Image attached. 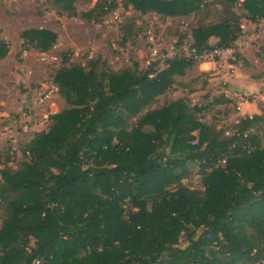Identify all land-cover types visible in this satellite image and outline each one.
<instances>
[{
	"label": "trees",
	"instance_id": "obj_1",
	"mask_svg": "<svg viewBox=\"0 0 264 264\" xmlns=\"http://www.w3.org/2000/svg\"><path fill=\"white\" fill-rule=\"evenodd\" d=\"M47 1L59 16L98 24L118 6L95 0L79 11L75 3L90 0ZM121 1L140 15L165 18L214 3ZM216 2V19L190 29L197 52L234 48L242 19H264V0ZM136 29L132 19L123 23L121 42ZM20 38V52H46L58 34L29 28ZM8 50L0 39V60ZM69 55L61 53L52 77L65 107L21 146L17 169L8 166V154L1 163L0 264H264V114H243L227 127L218 117L200 121L198 104L183 99L147 109L195 64L189 57L167 58L161 69L155 60L113 71L98 55L78 64ZM230 103L220 93L209 106ZM131 117L136 121L128 126ZM193 163L202 189L183 182Z\"/></svg>",
	"mask_w": 264,
	"mask_h": 264
},
{
	"label": "rangeland",
	"instance_id": "obj_2",
	"mask_svg": "<svg viewBox=\"0 0 264 264\" xmlns=\"http://www.w3.org/2000/svg\"><path fill=\"white\" fill-rule=\"evenodd\" d=\"M117 2L116 9L98 24L59 16L57 8L47 0H0V39L7 42L9 49L0 60V124L9 125L15 131L16 139L15 149L10 153L11 143L0 136V169L7 154L12 158L8 166L12 170L17 169L22 159L21 146L36 132L48 129L49 115L65 107V99L57 91L43 103L37 100L61 66L62 52L70 51L69 63L72 64L84 63L90 56L98 55L113 71L130 69L133 63L145 68L148 62L155 60L161 69L164 62L158 61V56L151 55L154 45L165 52L181 40L188 47L192 41L191 27L214 21L219 11V5L214 0L213 5L202 12L165 18L155 13L140 15L130 5L124 8L123 1ZM94 3L95 0L77 2L75 6L81 11L91 8ZM235 10L244 13L241 7ZM129 19L138 28L136 35L121 42V25ZM241 27L243 33L233 48L234 53L240 56L236 62L232 60V55L226 59H216L212 67L201 63L203 65L198 68L199 62H195L183 76L174 77L172 91L156 97L147 109L177 99L194 105L206 98L213 100L223 91L235 90L245 95L242 107L264 114V19L257 24L242 19ZM29 28L55 31L58 34L56 44L46 52L34 48L20 52V34ZM215 42L214 38L210 39V44ZM218 109L232 122L238 118L237 113L242 112L233 103L212 107L208 122L217 117ZM135 121L136 117L129 118L128 126L134 125ZM230 126L228 124L227 127ZM189 170L183 182L190 189H202L198 164H190ZM179 244L181 247L187 245L184 236Z\"/></svg>",
	"mask_w": 264,
	"mask_h": 264
},
{
	"label": "built area",
	"instance_id": "obj_3",
	"mask_svg": "<svg viewBox=\"0 0 264 264\" xmlns=\"http://www.w3.org/2000/svg\"><path fill=\"white\" fill-rule=\"evenodd\" d=\"M186 46L187 45L183 43L179 46L173 47L171 50H166L165 52H163L160 49H157V47L154 45V47L151 49V55L158 56L157 60L161 62L171 57H189L199 63H212V64L216 61V59H219V58L226 59L230 57L231 55H232V60L236 59L233 48L213 47L210 49H203L201 52H197L195 49L190 48V45H188V47ZM149 63L150 62H148L147 65ZM44 89L39 94V97L37 98V100L41 103H43L46 99H48L54 91H57L58 87L54 83V81H50L49 84L45 86ZM221 94H223L226 97H232L234 99V105L237 106L239 111L243 109L242 103L243 101H245V95L241 91L228 90V91H223ZM211 102H212L211 99L206 98L196 103L198 104V107L200 108V111L197 113V118L200 121H207L210 118V106L209 105ZM217 117L219 119V122H218L219 125L227 124L228 126V124L231 125L232 123L229 121V119L224 114H218ZM14 132L15 131L9 125L5 123L3 125L0 124V136L2 138H5V140H8L9 143H11L10 153H12L13 150L15 149L14 145H15L16 139L14 136ZM225 132L226 134H230L232 131L230 130V128H227ZM232 147H234V145H232ZM221 162H224V160H222Z\"/></svg>",
	"mask_w": 264,
	"mask_h": 264
},
{
	"label": "crops",
	"instance_id": "obj_4",
	"mask_svg": "<svg viewBox=\"0 0 264 264\" xmlns=\"http://www.w3.org/2000/svg\"><path fill=\"white\" fill-rule=\"evenodd\" d=\"M207 64H209V67H210V66L212 67V65L215 66L216 62H214L213 64H212V63H204V65H207ZM200 65H203V64L198 63V64H197V67L199 68ZM206 70H208V69L206 68ZM253 108H254V107H253ZM241 111H242V112L237 113V114L239 115L238 118H239L241 115H243V114H249V113H251V112H254V113H255L254 109L249 110V109L246 108V107H243V109H242ZM251 114H252V113H251ZM238 118H237V119H238ZM237 119H236V120H237ZM236 120H235V122H232V120L229 119V121L232 122L231 124L236 123Z\"/></svg>",
	"mask_w": 264,
	"mask_h": 264
}]
</instances>
